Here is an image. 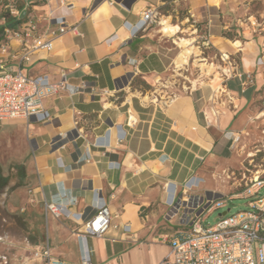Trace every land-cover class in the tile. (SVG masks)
Here are the masks:
<instances>
[{
	"label": "crops",
	"instance_id": "crops-1",
	"mask_svg": "<svg viewBox=\"0 0 264 264\" xmlns=\"http://www.w3.org/2000/svg\"><path fill=\"white\" fill-rule=\"evenodd\" d=\"M183 1L173 0L171 10ZM6 2L0 0V46L6 45L0 48V63L16 65L12 56L32 42L6 40L3 34L4 26L20 30L25 11L37 20L33 36L43 33L49 10L77 23V33L48 37L52 49L33 52L31 63L21 69L29 78L47 75L53 82L60 81L63 70L67 73L65 89L42 102L50 114L48 123L0 122L20 126L31 143L20 184L11 189L0 175V248L8 257L48 241L51 254L70 264H82L84 250L91 264H157L169 254L165 237L175 229L165 220V184L177 185L180 193V185L194 176L203 182L189 194L215 193V185H207L199 170L210 175L208 168L232 163L223 149L229 133L264 129V60L258 57L264 55V35L244 42L245 51L239 43L237 50L240 71L251 76V86L242 87L234 76L239 92L229 88L228 79L225 95L215 105L207 101L213 96L215 101L216 95L206 96L200 88L181 91L170 103L158 96L155 104L154 96L145 102L130 84L138 77L153 86L154 77L168 66L169 38L154 25L130 37L123 22L135 23L148 8L159 12L166 0H18L13 8H5ZM249 3L260 5L258 13L264 16V0H188L187 12L198 18L193 22L209 29L208 44L232 55L223 30L238 26L239 5ZM247 28L254 37V29ZM113 34L117 40L106 44ZM121 83L125 87L117 90ZM207 105L216 109L209 123L202 116ZM120 129L124 138L115 141ZM58 133L63 137L50 145ZM106 133L110 147H96ZM95 190L116 228L101 237H81L83 223L94 214L89 205ZM44 198L68 205L72 213H82L83 220L46 216Z\"/></svg>",
	"mask_w": 264,
	"mask_h": 264
},
{
	"label": "built area",
	"instance_id": "built-area-1",
	"mask_svg": "<svg viewBox=\"0 0 264 264\" xmlns=\"http://www.w3.org/2000/svg\"><path fill=\"white\" fill-rule=\"evenodd\" d=\"M18 0H7L5 8H13ZM49 2L50 0H45ZM62 4V2H61ZM70 7V6H69ZM23 23L20 30H13L4 26L3 34L6 40L16 38L23 40L32 38L28 49L19 55H13L16 65L7 66L0 63V122L10 120H25L28 123H48L50 114L43 109L42 102L49 97L56 96L60 90L65 89L67 73L61 72L59 82H53L47 75L29 78L22 72V67L31 63V55L37 50L50 51L52 40L48 37H61L65 34L77 33V23L68 22L65 16L56 15L55 11L49 10L43 20L45 29L39 36H33L36 31L37 20L27 11L22 13ZM159 12L155 8H148L135 22H123V26L129 30L130 37L145 29L147 26L158 22ZM113 34L105 40L110 44L117 40ZM6 45H1L4 50ZM221 60H228L227 54H220ZM231 65V63L229 62ZM242 87L251 86L253 80L249 74L241 71L237 73ZM84 82L81 83V88ZM125 87L123 83L117 84L116 89ZM106 93V91H105ZM215 116V114H213ZM204 119L206 120L205 116ZM209 123V121H206ZM98 138L95 146L106 149L110 147V136ZM63 137L58 133L50 141V145ZM124 134L120 129L115 141H121ZM240 138L236 134L233 142ZM254 156V155H253ZM253 161V157L250 158ZM248 177L245 171L241 173L244 179L241 189L228 195L209 193L206 195L189 194L198 188L203 182L194 176H190L182 185V191L178 193V186L165 184L163 204L169 208L165 220L173 224L174 232L165 237L169 244L170 252L157 264H264V168L249 171ZM228 178L231 176L227 174ZM234 177V173H232ZM263 191L262 195L260 192ZM29 201L33 202L32 190L28 191ZM246 199L249 210L237 211L234 214L221 215V219L215 225L204 226L205 220L214 211L224 208L227 200ZM94 214L83 223L81 237H101L111 228L112 214L103 199H100L95 190L89 205ZM45 215L55 219L66 218L75 221L83 220L82 213H72L68 205L47 201L44 198ZM177 219L173 221V219ZM70 264L69 262L54 257L51 254L49 242L30 251V255L23 258L21 264ZM82 264H91L88 254L82 252Z\"/></svg>",
	"mask_w": 264,
	"mask_h": 264
},
{
	"label": "rangeland",
	"instance_id": "rangeland-1",
	"mask_svg": "<svg viewBox=\"0 0 264 264\" xmlns=\"http://www.w3.org/2000/svg\"><path fill=\"white\" fill-rule=\"evenodd\" d=\"M188 6V0H185L178 6H174L176 9L174 12L172 10H168V12L159 11L160 16L154 27L161 28L162 24H166L177 26L180 29L174 35L163 33L169 38V42L166 45L172 49L168 53V58L165 59V62H168V66L162 70L163 72L154 77L153 86L146 84L138 77L131 81L130 88L132 92H137L136 94L139 97L144 96L145 102H149L148 96H154L155 98L152 97V101L154 100L155 104H158L156 97L160 96L161 98L159 99L161 101L170 103L181 91L188 92L190 89L200 88L206 96H209L210 93L216 95L215 101H213L214 96L213 100L207 101L209 104L215 105L216 100L220 102V99L225 95L222 90H225L224 86L228 79L229 88L239 92L238 82L234 77L241 70L237 53H241L238 52L240 44V51H245L246 45H244V42L256 38L255 35H264V16L258 13L260 5L256 3L239 5V17L237 18L238 22H236L238 26L228 28L230 30H223V32L230 35L229 37L226 36L230 42L235 43L234 41H238L240 43L232 46L233 44L225 41L232 49V55L227 54L229 61L221 60V53L214 46L207 43L209 29L204 24L200 25L201 22H193L198 18L196 15L190 16L191 14L187 12ZM175 16L184 19L179 21ZM247 26L254 29V32H252L254 37L249 35L250 31ZM243 30L245 34L242 33ZM180 38L190 42L188 48L190 47L189 49L191 50L187 56L186 63L177 68L174 63L175 59L183 51V47L178 44ZM172 40L175 43H172ZM214 44L219 48L216 42ZM221 51L225 52L224 50ZM258 57L264 60L263 53ZM204 108L202 116L203 118L205 116V121L214 120L213 111H216V109L211 111L209 105ZM236 134H239L240 138L237 142H233L232 138ZM29 148L31 149V143L24 136L20 126L10 123L0 124V175L4 179L6 178L11 189L16 188L20 184V178L23 175L25 163L29 157ZM223 149L227 158L233 159L232 163L216 170L214 167L208 168V171L211 170L210 175L203 170H199L201 171L200 176L208 180L207 185L214 184L215 189L218 191L224 190L226 194L235 193L240 191V185H243L244 182L241 173L245 171L246 176L248 177L249 175L245 169L254 171L264 168V129H246L241 132L229 133V136L224 140ZM251 157H253V161H251ZM232 173H234V177ZM227 174L231 177L228 178ZM202 186H205V184H202ZM218 191H215V193L222 195ZM263 191L260 192V195H262ZM246 203V199L227 200V205L209 215L203 225L206 227L215 225L220 221L221 214L224 212L228 216L237 211L249 210ZM29 255L30 250H25L22 254L7 257L6 250L0 248V264H21L23 258Z\"/></svg>",
	"mask_w": 264,
	"mask_h": 264
},
{
	"label": "bare ground",
	"instance_id": "bare-ground-1",
	"mask_svg": "<svg viewBox=\"0 0 264 264\" xmlns=\"http://www.w3.org/2000/svg\"><path fill=\"white\" fill-rule=\"evenodd\" d=\"M178 30L179 29L177 26H169L166 24H162L161 27V32L167 35H174L178 32ZM178 44L183 47V51L178 55L177 59H175L176 61L174 63L177 66V68L186 63L187 56L190 54V50H191L189 49L190 47L188 48V46L190 45V42L188 40L180 38L178 40ZM236 45H239V42L233 43V46Z\"/></svg>",
	"mask_w": 264,
	"mask_h": 264
},
{
	"label": "trees",
	"instance_id": "trees-1",
	"mask_svg": "<svg viewBox=\"0 0 264 264\" xmlns=\"http://www.w3.org/2000/svg\"><path fill=\"white\" fill-rule=\"evenodd\" d=\"M166 1L168 3L166 5H164L163 7H161L160 10L165 11V12H168V10H171L172 9L171 6H170V4H171V2L173 0H166ZM6 24H10V22L9 21H6ZM8 27L9 28H13L12 25H9ZM223 36L229 37L230 35L228 33H223Z\"/></svg>",
	"mask_w": 264,
	"mask_h": 264
},
{
	"label": "water",
	"instance_id": "water-1",
	"mask_svg": "<svg viewBox=\"0 0 264 264\" xmlns=\"http://www.w3.org/2000/svg\"><path fill=\"white\" fill-rule=\"evenodd\" d=\"M226 212L222 213L221 215H225Z\"/></svg>",
	"mask_w": 264,
	"mask_h": 264
}]
</instances>
